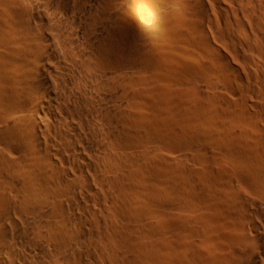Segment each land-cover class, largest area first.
Segmentation results:
<instances>
[{"label": "bare ground", "instance_id": "1", "mask_svg": "<svg viewBox=\"0 0 264 264\" xmlns=\"http://www.w3.org/2000/svg\"><path fill=\"white\" fill-rule=\"evenodd\" d=\"M0 264H264V0H0Z\"/></svg>", "mask_w": 264, "mask_h": 264}]
</instances>
